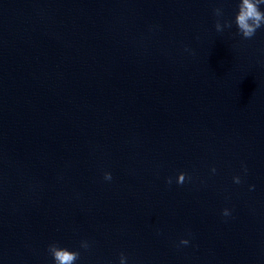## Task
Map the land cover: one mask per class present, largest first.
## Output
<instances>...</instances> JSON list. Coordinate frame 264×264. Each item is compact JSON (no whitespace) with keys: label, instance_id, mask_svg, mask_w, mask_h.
Segmentation results:
<instances>
[{"label":"water","instance_id":"water-1","mask_svg":"<svg viewBox=\"0 0 264 264\" xmlns=\"http://www.w3.org/2000/svg\"><path fill=\"white\" fill-rule=\"evenodd\" d=\"M238 3L0 0V95L264 217V27L215 28Z\"/></svg>","mask_w":264,"mask_h":264},{"label":"clouds","instance_id":"clouds-1","mask_svg":"<svg viewBox=\"0 0 264 264\" xmlns=\"http://www.w3.org/2000/svg\"><path fill=\"white\" fill-rule=\"evenodd\" d=\"M264 5V0H239L237 4V13L235 15L234 21L225 20L223 23L217 19L215 28L217 32H222L225 28H231L234 22L237 26L238 33L245 39H251L255 36L258 29L264 27V11L261 10V6ZM214 13L217 17L223 15L221 8L214 9ZM215 171V169H213ZM245 171L247 169L245 168ZM105 180H111V173L106 172L104 174ZM235 183H240L239 177H234ZM185 181V174L180 173L177 178V183L182 184ZM169 184L172 183L171 178L167 181ZM230 213L227 209L223 211V215L228 216ZM181 244L187 245L189 241L187 239H182ZM80 247L83 249H88L89 244L86 241H82ZM48 252L53 259V264H76V261L80 258L79 251H72L65 247L59 246L58 243H51L48 246ZM127 257L121 253L120 254V264H126Z\"/></svg>","mask_w":264,"mask_h":264}]
</instances>
